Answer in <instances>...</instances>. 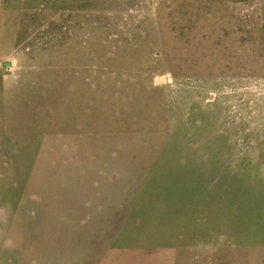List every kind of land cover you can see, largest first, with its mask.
I'll list each match as a JSON object with an SVG mask.
<instances>
[{"label": "rangeland", "instance_id": "rangeland-1", "mask_svg": "<svg viewBox=\"0 0 264 264\" xmlns=\"http://www.w3.org/2000/svg\"><path fill=\"white\" fill-rule=\"evenodd\" d=\"M0 264H264V0H0Z\"/></svg>", "mask_w": 264, "mask_h": 264}, {"label": "water", "instance_id": "water-1", "mask_svg": "<svg viewBox=\"0 0 264 264\" xmlns=\"http://www.w3.org/2000/svg\"><path fill=\"white\" fill-rule=\"evenodd\" d=\"M161 81L164 82L165 81V77H161Z\"/></svg>", "mask_w": 264, "mask_h": 264}]
</instances>
